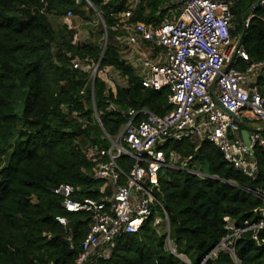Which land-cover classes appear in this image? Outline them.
Returning a JSON list of instances; mask_svg holds the SVG:
<instances>
[{
  "label": "trees",
  "instance_id": "16d2710c",
  "mask_svg": "<svg viewBox=\"0 0 264 264\" xmlns=\"http://www.w3.org/2000/svg\"><path fill=\"white\" fill-rule=\"evenodd\" d=\"M235 1L237 31L232 34L239 33L252 60H264V1L258 7L257 0ZM127 8L128 0H0V264H77L92 216L66 211L53 190L71 184L76 199H99L104 181L94 178L86 150L108 148L104 129L119 134L130 108L159 116L173 109L170 90L145 88L121 53L119 37L125 32L115 27ZM69 11L85 23L98 21V36L107 28L104 55L106 43L75 41L76 31L65 21ZM174 14L181 12L171 0H140L129 21L159 26ZM76 58L83 64L100 62L99 71L114 68L126 85L114 92L98 75L93 90L91 73L74 68ZM246 66L243 62L241 69ZM257 84L264 96V70ZM161 148L168 155L176 151L187 169L217 177L188 170L162 173L157 197L177 253L192 264H264V226L259 225L264 146L253 150L255 177L236 169L208 140H171ZM120 163L129 169L133 161L121 157ZM157 212L161 224H155L154 214L137 233L116 237L110 256L96 254L92 262L186 264L167 248V228L161 229L165 215L161 208ZM59 215L69 219L67 226L56 220ZM231 223L241 232L229 237ZM227 237L233 239L235 258L223 249L212 253Z\"/></svg>",
  "mask_w": 264,
  "mask_h": 264
},
{
  "label": "built area",
  "instance_id": "2783aa9c",
  "mask_svg": "<svg viewBox=\"0 0 264 264\" xmlns=\"http://www.w3.org/2000/svg\"><path fill=\"white\" fill-rule=\"evenodd\" d=\"M171 2L178 5L180 16L174 14L172 19L153 26L129 21L140 0H128V8L121 13L115 28L121 27L125 32L122 38L133 48L129 50L131 64L138 69L142 85L154 90L169 89L173 109L159 116L148 109L130 108L129 119L119 134L111 136L104 131L110 142L108 148L91 146L86 150L94 165V178L104 181L99 199H76L77 189L71 184H61L53 190L63 198L62 206L66 211H85L92 216L77 264H94L91 258L96 254L110 256L116 237L137 233L154 214L155 224L160 223L158 208L167 223V247L184 260L170 238L168 215L157 197L161 175L165 169H170L188 170L202 178L217 177L189 170L185 163L179 164L180 156L176 151L168 155L161 148L166 142L208 140L236 169L251 177L257 174L253 150L257 144L264 146V129L254 128L251 146H247L241 125L264 121V96L257 84V77L264 70V60H252L242 37L232 34L236 28V1ZM71 16L69 11L67 19ZM249 22L247 18L245 25ZM153 48L159 49L156 57L151 56ZM243 62L247 63L244 70L241 69ZM91 63L83 64L78 58L73 60L76 69H90ZM215 80V93L220 102L240 121L218 108L210 91ZM97 120L102 125L100 117ZM121 157L132 159L129 169L120 163ZM107 187L111 188L108 192ZM261 210L263 217L259 225L262 227L264 208ZM56 220L63 226L69 224L66 216L59 215ZM187 263L192 264L189 260Z\"/></svg>",
  "mask_w": 264,
  "mask_h": 264
},
{
  "label": "rangeland",
  "instance_id": "374dc122",
  "mask_svg": "<svg viewBox=\"0 0 264 264\" xmlns=\"http://www.w3.org/2000/svg\"><path fill=\"white\" fill-rule=\"evenodd\" d=\"M65 21L73 28L75 29L76 31V35H75V41L79 42V41H92V42H101V43H105L106 42V35L101 37V36H98V32L96 29V27H98V21H94L92 23H85L83 21H81L78 17L72 15L70 17L69 20H66ZM235 26H237V21H235ZM95 27V28H94ZM115 29H119V28H115ZM237 31V28H235L234 32ZM235 37H238L239 36V33H237L236 35H234ZM99 37V38H98ZM123 36L119 37V41H120V46H121V53L123 54V56L125 57V54H126V51L128 50L126 44L123 42ZM126 58V57H125ZM94 65L96 66L97 64L95 62H92L91 63V68L90 69H83L84 71H89L91 73V76L93 75L94 76V71L96 69H94ZM104 73H106V71L104 70L102 73H99V75H102V76H106ZM109 73L108 76H109V79L113 78V74H110V71L107 72ZM106 80V79H105ZM116 83H114L115 86L117 85H121V86H125L126 85V79H123V78H120V79H116ZM108 82V81H107ZM109 83V82H108ZM109 86H111V84L109 83L108 84ZM162 223V222H161ZM160 223V224H161ZM162 227V226H161ZM160 227V228H161ZM229 227L232 229H234L233 227V224L231 223L229 225ZM167 228V224H165V226L161 229H166ZM239 232H237V230L234 229V232L233 234L229 235V237H232V236H235V235H238ZM225 238L222 240V242L220 243V245L215 248L213 251L217 252L219 249H223V250H226V251H229L235 258V253H234V250H233V246H232V243H233V239L232 238ZM168 248V247H167ZM182 256V255H181ZM184 257V261L186 262V264H188V259ZM237 260V259H236Z\"/></svg>",
  "mask_w": 264,
  "mask_h": 264
},
{
  "label": "crops",
  "instance_id": "0c3cea01",
  "mask_svg": "<svg viewBox=\"0 0 264 264\" xmlns=\"http://www.w3.org/2000/svg\"><path fill=\"white\" fill-rule=\"evenodd\" d=\"M123 37H124V35H123ZM123 40V42L126 44V46H127V48H128V50L126 51V54H125V59L126 60H128L129 62H130V64H131V57H130V54H129V50H132L133 48H132V46H130L129 44H127V41H126V39L124 38V39H122ZM151 46V45H150ZM152 52H151V56H153V57H156L158 54H159V49H152L151 50ZM127 54H129V55H127ZM99 65V63L96 65V68H97V66ZM133 67H134V65L133 64H131ZM100 66V65H99ZM135 69H136V71H137V73H138V69L136 68V67H134ZM95 69V68H94ZM106 71V73H104L106 76L104 77V76H102V75H99V73H102L103 71ZM110 71V74H113V78H111V79H109V76H108V74L109 73H107V72H109ZM139 74V73H138ZM100 76V77H102L105 81H106V83H110L111 84V88H112V90L114 91V92H116V86L114 85V83H116L117 81H116V79H120V78H123L121 75H120V73L118 72V71H116L114 68H112V67H107V68H104L103 70H101V71H99V69H98V74H97V76ZM93 79H94V77H93ZM124 79V78H123ZM108 81V82H107ZM108 83V84H109ZM249 128H248V130L251 132L252 130H254V128H260V129H264V121H254L253 123H251L249 126H248ZM103 187V186H102ZM111 189V188H110Z\"/></svg>",
  "mask_w": 264,
  "mask_h": 264
},
{
  "label": "water",
  "instance_id": "95a60500",
  "mask_svg": "<svg viewBox=\"0 0 264 264\" xmlns=\"http://www.w3.org/2000/svg\"><path fill=\"white\" fill-rule=\"evenodd\" d=\"M264 0H257L256 1V3H255V5H254V7H258L262 2H263ZM106 44H105V49H104V52H103V55H104V53H105V50H106V47H107V43H108V32H107V28H106ZM99 65H100V62H99ZM99 65L97 66V68L95 69V71H94V79H93V90H94V82H95V78H96V76H97V74H98V69H99ZM216 80L212 83V85H211V88H210V91H211V93H212V95H213V99H214V101H215V103L217 104V106H218V108L219 109H221V110H223L224 112H226L227 114H229L231 117H233L234 119H236L237 121H240V118L238 117V116H236L234 113H232L231 111H229V110H227L224 106H223V104L220 102V100H219V98H218V96H217V94L215 93V86H216ZM94 92V91H93ZM95 116H96V118H99V115H98V113H97V111H96V113H95ZM104 131H106L105 129H104ZM242 135H243V139H244V141H245V143H246V145L247 146H251V132L249 131V130H247V129H244L243 131H242ZM251 159V161L253 160V158H250Z\"/></svg>",
  "mask_w": 264,
  "mask_h": 264
}]
</instances>
